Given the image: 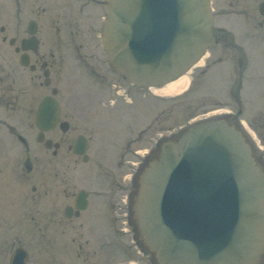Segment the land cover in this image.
Returning <instances> with one entry per match:
<instances>
[{
	"label": "flooded vegetation",
	"instance_id": "1",
	"mask_svg": "<svg viewBox=\"0 0 264 264\" xmlns=\"http://www.w3.org/2000/svg\"><path fill=\"white\" fill-rule=\"evenodd\" d=\"M211 1L214 18L225 22L215 25L216 43L192 72L189 91L219 87L225 118L245 130L264 170V0ZM11 3L10 19L0 13L5 20L0 24V244L4 229L16 227L18 220L10 214L26 203L31 218L44 214L48 263L72 261L67 255L74 246L80 256L78 250L90 244L85 227L98 222L103 230L100 244L110 249L116 228H135L128 214L133 212L139 171L167 137L179 133L180 100L138 89L139 111L152 98L155 115L144 126L118 124L116 118L136 116L131 108L138 101L131 97L135 88L100 59L97 27L57 14L58 1L54 6L47 0ZM82 87L87 92L78 93ZM215 93L207 95L213 98ZM164 100L169 103L163 105ZM119 126L125 130L116 136ZM93 133L112 152L92 155ZM9 180L24 188L18 196ZM57 248L65 252L57 254Z\"/></svg>",
	"mask_w": 264,
	"mask_h": 264
},
{
	"label": "water",
	"instance_id": "2",
	"mask_svg": "<svg viewBox=\"0 0 264 264\" xmlns=\"http://www.w3.org/2000/svg\"><path fill=\"white\" fill-rule=\"evenodd\" d=\"M102 43L132 82L162 85L214 43L209 0H105ZM140 237L160 264H259L264 173L224 119L189 128L143 171L135 198ZM17 249L11 264H25Z\"/></svg>",
	"mask_w": 264,
	"mask_h": 264
},
{
	"label": "rangeland",
	"instance_id": "3",
	"mask_svg": "<svg viewBox=\"0 0 264 264\" xmlns=\"http://www.w3.org/2000/svg\"><path fill=\"white\" fill-rule=\"evenodd\" d=\"M55 1H58L61 6V10H58L57 14L59 13V14L67 15V18L68 19L70 18V20L78 19V21L80 23H83L84 26H88L90 23H93L97 27V30H99V28L101 27V22L104 14L102 12V8L100 4L91 3V5H87V4L82 5L83 0H47V4L49 3V6H54L53 4L55 3ZM43 4H45L44 1ZM6 11L7 10H5V14ZM49 12H52V9ZM53 12H55V10H53ZM4 18L10 19V15H5ZM1 21L5 22V20H0V24L3 23ZM218 21L220 23L225 22L222 20H218ZM226 24L231 25L229 22L228 23L226 22ZM77 92L78 93L87 92V88L82 87V90ZM209 92L212 93L216 92L214 94L216 95V97L210 98L207 95ZM220 92L221 91H219L218 86L217 87L200 86L195 93H191V92H190L191 94L186 93L187 96L185 94L184 96L186 97H184V99L192 98V100H188L186 103H184L182 106L179 107V113H178L179 125L185 124L187 120L193 118V116L195 115L200 117L204 113H209L210 111L218 110L221 108V106L224 107L225 99H223V97L218 94ZM180 97H181L180 100L183 101L182 99L183 96ZM94 103L95 102L93 101V99H91V104L94 105ZM166 103L169 102H166L164 100L163 105H166ZM141 104L142 102H137L131 108L133 111L135 110L137 111V113H135L136 116H131V115H128V117L124 116L122 120L116 118L117 123L121 124L125 121L126 123H128L129 121L138 126H142V125L144 126V124L147 125L148 123H150V120L155 115L156 112L155 110L157 109L154 106L156 105L155 100H148L147 106L146 108L144 107L145 110H143V112L139 111V108L140 109L143 108ZM124 130L125 128L123 129L122 126H119L118 131L120 133L119 134L116 133L115 135L116 136L122 135L124 133L123 132ZM92 136H93V142L91 148L92 155H98V154L108 155L110 152H112V149L109 148L107 143L100 144L97 142L96 140L97 133H93ZM103 164L104 166H106L105 162ZM91 172H94V170ZM97 172L101 173L104 172V170L95 169V173ZM8 182L9 185L12 186L13 194L15 196H18L20 190L24 189L23 187H20L18 183H12L10 180ZM86 184L90 185L88 181H84V186ZM27 208L28 205L26 203H23V207L20 208L19 212H14L13 214H10L11 216H15L12 220L14 221L18 220V221L14 222L16 227H12L10 229H6V228L4 229L3 237L5 238V240L2 245L0 244V264H9L12 250L19 245L27 247L29 252H31L28 264L48 263L47 262V259L49 258L48 254L49 251L51 250L49 249V246L44 243L45 241L44 240L45 230L43 226L44 214L41 213L39 215H36L35 219L31 218V216L33 215L32 211ZM98 220L100 221L99 218ZM98 223L97 225L94 224L93 227L91 226L87 228L85 227L84 237L89 239L90 244L87 245L85 244L83 246V250H78L79 252H81L80 256L78 257L76 256V249L74 246L72 252L69 251L67 255V256H71V258L73 257L72 261H70L71 259L66 258L65 260H63L62 263H59V261H57V263L55 264H114V263L125 264L127 263V259L129 258L138 261L139 257L142 255L141 253L138 252L139 249L136 246V244L131 241L130 236L128 237L129 238L128 241H130L129 244L126 243L123 245L122 242L119 240L118 243L113 248L110 249L102 248L100 246V242H101V237L103 235V230L100 227V225H98ZM131 231L132 230H130V233H132ZM12 243L14 245H12ZM10 245L12 247H10ZM55 252L57 254H61L65 251L61 250L60 248H57ZM63 257L64 255H62L61 257L59 255V258L62 259ZM152 257L153 256H151L149 251H146L143 255L144 259L141 262V264H152ZM48 264L51 263L49 262ZM52 264H54V262Z\"/></svg>",
	"mask_w": 264,
	"mask_h": 264
},
{
	"label": "bare ground",
	"instance_id": "4",
	"mask_svg": "<svg viewBox=\"0 0 264 264\" xmlns=\"http://www.w3.org/2000/svg\"><path fill=\"white\" fill-rule=\"evenodd\" d=\"M189 76L184 75L182 77H180L179 79L170 82L169 84H167L166 86H164L162 89L157 90L160 91L161 93H166V94H176L179 93L181 91H183L188 85H189Z\"/></svg>",
	"mask_w": 264,
	"mask_h": 264
}]
</instances>
